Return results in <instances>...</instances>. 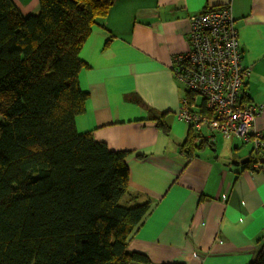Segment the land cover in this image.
Listing matches in <instances>:
<instances>
[{
    "label": "crops",
    "instance_id": "obj_1",
    "mask_svg": "<svg viewBox=\"0 0 264 264\" xmlns=\"http://www.w3.org/2000/svg\"><path fill=\"white\" fill-rule=\"evenodd\" d=\"M13 1L24 14L39 9V0ZM223 6L236 19L249 68L243 100L260 107L264 132V0H116L79 54L89 96L77 129L128 151L124 199L150 203L128 247L151 264H249L264 249V154L251 162L252 143L197 130L178 115L188 89L174 56L190 49L189 17ZM190 131L191 156L182 146Z\"/></svg>",
    "mask_w": 264,
    "mask_h": 264
},
{
    "label": "trees",
    "instance_id": "obj_2",
    "mask_svg": "<svg viewBox=\"0 0 264 264\" xmlns=\"http://www.w3.org/2000/svg\"><path fill=\"white\" fill-rule=\"evenodd\" d=\"M115 2L39 0L24 14L0 0V264H151L128 247L150 206L124 200L128 151L76 126L89 96L79 54ZM196 142L190 131L188 155Z\"/></svg>",
    "mask_w": 264,
    "mask_h": 264
},
{
    "label": "built area",
    "instance_id": "obj_3",
    "mask_svg": "<svg viewBox=\"0 0 264 264\" xmlns=\"http://www.w3.org/2000/svg\"><path fill=\"white\" fill-rule=\"evenodd\" d=\"M189 20L190 49L174 56L175 74L188 89L179 117L197 130L207 127L213 133L238 135L264 148V132L256 126L261 109L243 100L249 68L243 63L232 10H204Z\"/></svg>",
    "mask_w": 264,
    "mask_h": 264
},
{
    "label": "rangeland",
    "instance_id": "obj_4",
    "mask_svg": "<svg viewBox=\"0 0 264 264\" xmlns=\"http://www.w3.org/2000/svg\"><path fill=\"white\" fill-rule=\"evenodd\" d=\"M247 145H248V144H247ZM124 200H125V199H124ZM124 200H123V201H124Z\"/></svg>",
    "mask_w": 264,
    "mask_h": 264
}]
</instances>
